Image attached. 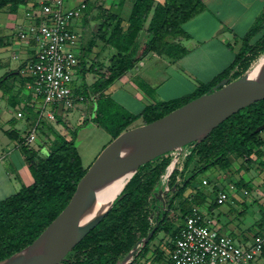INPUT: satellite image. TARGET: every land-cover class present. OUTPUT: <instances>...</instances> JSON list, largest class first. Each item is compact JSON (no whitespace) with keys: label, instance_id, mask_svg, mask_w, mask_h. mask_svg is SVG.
<instances>
[{"label":"trees","instance_id":"obj_1","mask_svg":"<svg viewBox=\"0 0 264 264\" xmlns=\"http://www.w3.org/2000/svg\"><path fill=\"white\" fill-rule=\"evenodd\" d=\"M32 1L0 0V12L9 8L11 14H17L21 6H27ZM203 9L202 0H135L126 26L117 13L101 9L103 19L95 38L104 40L117 50V54L111 58L108 66L90 67L99 70V79L89 87L82 86L79 91L87 100L95 102L92 120L111 134L113 139L138 119H142L144 124L153 122L211 91L221 80L237 79L250 68L253 61L264 54L262 15L243 38L232 65L209 83L200 84L194 93L146 105L138 114L116 107V102L106 94L108 88L150 52L167 53L174 58L183 55L186 50L176 44V39L186 36L183 24ZM8 45L6 36L0 35V48ZM24 65L0 77V90L9 95L11 106L23 105L25 118L31 123L37 115L36 104L30 99L21 104V91L13 93V87L6 83L12 77L19 76L22 87L26 88L30 79L23 77L19 71ZM139 85L149 90L144 82L140 81ZM262 124L264 99L230 116L203 141L189 144L191 153L183 162L182 169L177 166L170 177L169 187L176 186V191L170 192L165 207L157 199L156 191L164 183L167 167L178 150L141 165L110 212L59 264H116L153 229L152 237L137 251L131 264H137L145 258L151 264H173L168 250L173 248L185 217L195 207H205L208 214L212 215L221 205L217 202L221 189L215 186V197L209 201V194L198 185L192 186V181L199 172L215 166L231 175L234 158L254 161L258 167L264 168V136L261 135L262 131H255ZM42 132L49 139L50 147L46 156H40L38 151L30 147L21 131L13 129L8 132L9 138L16 141L24 154L31 179L19 191L0 200V260L31 244L46 229L76 194L88 170L83 165L73 136L69 137L68 133L62 135L48 126ZM178 177H181L180 181H177ZM203 180L209 183L207 178ZM203 180L202 185H206ZM235 185L237 188H246L248 193L251 190L249 183L243 179H239ZM182 196V201L176 207L181 212V224L174 228L170 214L175 209L176 199ZM260 212L254 235L264 232V207ZM162 232L170 239L166 242L167 248L156 247L153 258L147 257L152 253L153 241Z\"/></svg>","mask_w":264,"mask_h":264},{"label":"crops","instance_id":"obj_2","mask_svg":"<svg viewBox=\"0 0 264 264\" xmlns=\"http://www.w3.org/2000/svg\"><path fill=\"white\" fill-rule=\"evenodd\" d=\"M134 1L66 0L68 6H76L82 2L87 5L84 14L73 22V29L79 33V39L74 47L79 59V65L76 68L78 76L76 75L75 85L77 84L80 88L84 85L91 86L99 79L100 75L98 69L90 67L108 66L111 58L117 54L115 48L109 46L104 40L95 38L103 19L101 9L117 13L124 20L123 25L126 26ZM156 1L163 2L164 0ZM202 2L204 4L203 11L183 24L186 36L176 39V44L181 45L186 50L183 55L174 58L167 53L150 52L118 78L108 88L106 94L117 100L130 113L138 114L146 105L194 93L200 84L209 83L218 74L230 67L236 54L241 49L243 38L256 20L264 15V0H202ZM10 16L14 17L15 22L17 21L15 14H10ZM15 22L12 23L13 27ZM0 35L8 36V34L1 31ZM15 37L6 38L9 45L0 48V51L7 48L12 49V58L14 60H18L20 53L24 52L25 58L15 69L17 70L30 58L32 48L17 37L15 39ZM256 39L257 37L254 40ZM0 66H4L1 59ZM13 70L9 68V71ZM13 79L14 83L10 86L13 87V93L21 91V104H25L29 99L32 101L33 96L23 93L25 88L22 87L20 82L17 84L15 77H12L8 82ZM140 81L144 82L149 87V90L142 88L139 85ZM88 101H90L95 110V102L92 99ZM11 108L9 95L4 94V91L1 90L0 189L15 187L17 192L21 188L17 187L19 182L18 172H21L24 177L26 175L28 181L31 179V174L23 152L21 155L18 154V151L16 153L15 149L7 152V148L4 146L8 147L9 144L4 138H9L8 132L13 129L20 131L21 126L28 127L29 122L15 119ZM75 108L81 111L88 110L89 105L82 103ZM73 109H62L63 111L60 112V108H58L56 110L58 124L45 122L41 132L48 126L54 128L62 135L63 133H68L69 118L73 114L71 112ZM59 119H63L62 122ZM138 121L140 124L135 126L144 124L143 120L141 122V119H138ZM51 138L53 137L51 136ZM15 148L20 149L17 145ZM15 166L18 167V172H15ZM242 188H239V191ZM229 211L215 210L214 214L210 215L217 229L222 234L229 235L238 242L251 239L254 233L249 234L251 231L249 226L242 220L236 221L229 215ZM216 213L218 214L216 215ZM145 261L146 259H142L140 264L145 263ZM252 264H264V252Z\"/></svg>","mask_w":264,"mask_h":264},{"label":"water","instance_id":"obj_3","mask_svg":"<svg viewBox=\"0 0 264 264\" xmlns=\"http://www.w3.org/2000/svg\"><path fill=\"white\" fill-rule=\"evenodd\" d=\"M264 99V56L242 76L225 78L211 91L200 95L153 122L122 132L98 155L87 170L76 194L59 215L28 246L0 260V264H59L94 229L122 197L139 167L168 152L172 158L156 197L165 207L170 177L183 147L199 143L223 121L248 105ZM264 130V124L256 132ZM117 190L110 194L113 189ZM153 229L116 264H131L146 245Z\"/></svg>","mask_w":264,"mask_h":264},{"label":"built area","instance_id":"obj_4","mask_svg":"<svg viewBox=\"0 0 264 264\" xmlns=\"http://www.w3.org/2000/svg\"><path fill=\"white\" fill-rule=\"evenodd\" d=\"M86 9L84 2L68 6L66 0H34L25 6L23 16L15 14L16 37L32 48L30 58L19 71L30 79L26 89L33 93L32 101L37 109L35 119L23 135L40 156H46L49 150L47 142L37 141L44 123L58 124L56 109L70 110L87 99L75 85L79 59L74 47L79 33L73 29V22ZM14 118L27 122L22 106L18 107ZM182 155L183 152L176 164L180 170ZM180 180L178 177L177 181ZM203 184L207 185V180H203ZM236 190L235 183L230 182L227 189L218 192L217 202L230 201ZM243 194H248L247 190ZM168 252L173 264H252L264 252V232L238 242L217 229L207 208L195 207L185 217L174 246Z\"/></svg>","mask_w":264,"mask_h":264},{"label":"rangeland","instance_id":"obj_5","mask_svg":"<svg viewBox=\"0 0 264 264\" xmlns=\"http://www.w3.org/2000/svg\"><path fill=\"white\" fill-rule=\"evenodd\" d=\"M25 11V6H21L19 9V12L17 13L20 17L23 16ZM9 8H5L0 12V31L2 33L8 34L6 36L7 39L15 37V29L12 26L15 22L14 17L10 16ZM13 27V28H11ZM7 31H9L7 33ZM15 39H17L15 37ZM264 56L262 54L259 56L255 61H253L252 65L248 70H250L253 66L257 64L259 59ZM25 58V54L20 53V58L18 60H14L12 58V49L7 48L2 51H0V59L1 62L4 63V66H0V77L4 75L5 72L9 71L10 69H16L18 65H20ZM77 75V74H76ZM16 76V75H15ZM78 76V75H77ZM15 80H17V84L19 81V76L15 77ZM14 79L10 82H6L7 85H11L14 82ZM21 83V82H20ZM1 91V90H0ZM15 91V90H14ZM24 94L32 95L33 93L29 91L28 89L23 90ZM33 96V95H32ZM179 98V97H178ZM118 107H122L121 104L112 98ZM89 105L88 110H79L78 108L73 109L71 112L73 113L69 118V137H74V142L80 152V155L83 160V164L85 168H88L93 164L95 159L98 157V155L103 151V149L113 141V137L111 134H109L104 128L98 126L93 120L94 115V108L93 105L90 103V101L84 102ZM23 106V105H19ZM116 106V107H117ZM114 107V108H116ZM125 110L129 111L125 107H122ZM18 106L11 108V111L13 114L17 112ZM63 108L60 107V112H62ZM57 110V109H56ZM130 112V111H129ZM60 122H62L61 119H59ZM140 120V119H139ZM20 121V120H19ZM65 122V121H64ZM142 122V119H141ZM136 124H140L138 120H136L128 129L136 127ZM21 126V125H20ZM139 126V125H138ZM23 134L28 131V127L21 126L20 130ZM261 135L264 136V131L261 132ZM3 137V136H2ZM6 142L9 144L7 147V152H10L12 149H15L16 153L18 151V154L21 155L22 150L15 148L17 143L15 140H10L9 138L5 137ZM37 141L41 142H47V147L49 148V139L45 136L43 132H40L38 134ZM19 147V146H18ZM183 155H182V162L185 161V159L189 156L191 153V147L189 145H186L183 147ZM181 152V153H182ZM234 158V157H233ZM234 163L231 167V175H227L224 170H221L219 167H210L204 171H201L198 173L196 178L192 181V186H200L205 192L209 194L208 200L211 201L214 199L215 195L213 194L214 187L217 186L219 189H227L230 181L234 184L239 179H243L245 182H248L251 186V190L247 195H243L242 193L245 188L240 189L237 188L236 193L231 197L230 201L221 204L219 207V211H229V215L232 216L236 221L242 220V222H245L249 229L251 230L249 234H253L255 232V223L256 221L261 217V208L264 207V168L258 167L257 162L249 161L247 159H233ZM195 161H197V158H195ZM194 161V162H195ZM195 164V163H193ZM192 164V165H193ZM194 166V165H193ZM15 172H18V167L15 166ZM229 173V174H230ZM19 176V182L17 187H23L24 185L28 184V179L25 175V177L21 174V172H18ZM208 179L209 183L207 185H202L203 179ZM16 187V188H17ZM20 188V189H21ZM19 190V189H17ZM190 191L187 190L185 193ZM15 187L11 188H4L0 189V200L5 199L6 197L14 194ZM184 196L179 197L175 201V209L172 210L170 217L173 219V227H177L179 224H181V218H180V210L179 208H176L178 203L182 201ZM218 213H216L217 215ZM169 236L165 235L164 232L159 233L158 237L153 241L152 243V253L149 254V257L153 258L154 249L156 247H165L167 248L166 242L169 241ZM147 259V258H145ZM142 260L138 261L137 264H140ZM149 260H146L143 264H148ZM153 264V263H152ZM233 264V263H229Z\"/></svg>","mask_w":264,"mask_h":264},{"label":"bare ground","instance_id":"obj_6","mask_svg":"<svg viewBox=\"0 0 264 264\" xmlns=\"http://www.w3.org/2000/svg\"><path fill=\"white\" fill-rule=\"evenodd\" d=\"M117 190V187L110 192V194L114 193Z\"/></svg>","mask_w":264,"mask_h":264},{"label":"flooded vegetation","instance_id":"obj_7","mask_svg":"<svg viewBox=\"0 0 264 264\" xmlns=\"http://www.w3.org/2000/svg\"><path fill=\"white\" fill-rule=\"evenodd\" d=\"M168 199H169V196H168Z\"/></svg>","mask_w":264,"mask_h":264}]
</instances>
